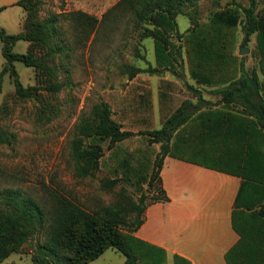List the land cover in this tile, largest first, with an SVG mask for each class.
<instances>
[{"label":"rangeland","instance_id":"374dc122","mask_svg":"<svg viewBox=\"0 0 264 264\" xmlns=\"http://www.w3.org/2000/svg\"><path fill=\"white\" fill-rule=\"evenodd\" d=\"M16 1L0 0V8L3 7L0 10V28H5L10 34L21 32L26 22L25 10ZM119 1L42 0L37 16L40 19L59 17L56 42L61 51L48 54L46 48L37 50L53 72L47 74L20 61L15 65L26 86L42 81L43 86L60 83L62 88L58 92L43 88L41 102L21 100L15 93L10 75H4L0 93V201L8 189H22L43 201L56 190L93 212L102 206L114 207L124 203L122 189H126L134 201L144 193L147 201L152 199L149 178H137L135 175L138 165H141L138 177H145L154 167L157 151L154 147L148 148L146 137H131L115 145L113 151L108 149V140L102 141L101 168L95 176L88 178L76 176L71 155L70 143L75 125L81 117L90 116L93 105L101 101H107L112 110L116 108L114 117L123 119L126 127H149L146 121L145 124L139 119L142 113H146L144 109L148 113L150 91L157 84L151 81L149 76L152 74L148 72L131 78L124 71V65L144 69L154 66V40H142L141 29H135L131 11L111 12ZM243 5L248 6L249 0H198L199 27L189 32V18L182 14L178 16L179 31L172 32L170 39L178 50H182V57L176 56L179 62L176 69L181 75L176 74L182 76V84L187 89L189 80L184 75L185 68L186 71L196 69L207 63V71H215L216 61L227 59L228 53L239 43L243 46L247 42L249 46L241 27L244 14L240 6ZM259 7L264 10V0H259ZM224 8H237L239 17H243L236 27L212 21L213 13ZM75 12H85L97 18L95 30L89 36L78 28L71 15ZM29 45L28 41L20 39L14 51L26 53ZM3 46L0 36V74L6 61ZM175 54L174 51L173 56ZM173 70H164L162 75L173 76ZM162 86L169 90L167 83H162ZM171 89L179 93L184 91L174 84ZM141 92L144 93L140 95ZM119 107L123 113L119 112ZM92 141L87 139V143ZM124 160L133 163V168L123 167ZM114 180H117L116 184H112ZM128 216L130 220L134 219V214ZM42 240L43 234L31 237L28 243L0 264H34L33 255ZM125 261L124 254L111 248L89 264H125ZM156 264L166 263L159 258Z\"/></svg>","mask_w":264,"mask_h":264},{"label":"trees","instance_id":"16d2710c","mask_svg":"<svg viewBox=\"0 0 264 264\" xmlns=\"http://www.w3.org/2000/svg\"><path fill=\"white\" fill-rule=\"evenodd\" d=\"M16 4L24 8L26 22L22 26V31L17 34H10L5 28H0V36L4 42L2 52L6 60L0 74V93L4 75L9 74L15 86V93L21 100L36 99L41 102L43 88L58 92L62 84L43 86L41 81L36 85L26 86L21 80L15 62H23L26 66L47 74L53 72L43 57L38 55L37 50L46 48L48 54L61 51L56 42L59 17L48 16L40 19L37 13L42 0H18ZM240 8L244 14L241 27L245 40H249L256 33L259 43L264 46V16L260 14L259 0H249L248 6L243 5ZM124 9L131 11L135 29H141L142 40L154 39L158 62L157 67L149 66L146 69L124 65V71L132 78L142 72L161 74L159 66L165 67L164 69L174 68L173 61H178L177 55L182 57V50H178L173 44L170 35L174 31L178 33L177 18L181 14L189 18L190 30L199 27L198 0H120L111 12ZM71 15L78 28L86 32L87 36L95 30L97 18L85 12H75ZM239 16L237 8H224L213 13L212 21L236 27L242 19ZM20 39L30 43L26 53L14 51L16 42ZM174 51L176 54L173 56ZM168 65H171V68ZM199 69V66L194 69L192 78L198 84L211 85L212 76L203 75ZM187 87L200 96L198 87L190 84ZM212 91L221 94L224 102L248 100L251 96V106L257 108L258 122L264 126V99L254 102L252 99L254 94L258 93L257 84L249 87L242 79ZM193 105L192 100L186 99L160 128L134 132L124 129L123 124L114 117V112L107 101L94 104L90 116L81 117L75 125L70 143L76 176L88 178L95 176L100 170L104 151L102 141L108 140V149L111 150L118 142L132 136L146 135L150 145L160 144V151L153 160L154 167L151 173L145 177H138L137 172H140L141 166L138 165L135 175L137 178H149L148 186L153 192L152 199L147 201V194L144 193L138 201H134L127 190L122 189L121 197L124 203L114 207L102 206L92 212L56 190L43 201L22 189H8L2 194L0 201V263L38 234H43V240L39 242L34 252V264H89L111 248L126 256L125 264L152 261L147 257L143 258L146 251L135 233L144 223L148 205L169 200L162 186L160 172L164 158L171 152L172 138L177 129L191 117V113L186 110ZM89 138L93 141L87 143ZM121 165L133 168V163L129 160H124ZM125 175L128 176V173ZM116 183L117 180L112 182ZM131 214H134L133 220L129 219L128 215ZM260 214L264 216V202ZM157 260L159 259L154 258V262ZM175 264H181L179 257L175 258Z\"/></svg>","mask_w":264,"mask_h":264},{"label":"crops","instance_id":"0c3cea01","mask_svg":"<svg viewBox=\"0 0 264 264\" xmlns=\"http://www.w3.org/2000/svg\"><path fill=\"white\" fill-rule=\"evenodd\" d=\"M259 9L264 16V10ZM189 28L187 32L192 31ZM249 42L248 53H241L239 43L227 59L216 61L215 71L208 72L207 63H202L199 70L212 76L211 85L198 84L192 78L194 69H184L200 96L182 84V76L176 74L179 62H173V76L162 75L170 69L159 66L162 73L149 76L157 84L150 91L151 106L139 119L149 127L130 129L123 119H117L124 129L134 132L158 129L184 100L194 103L186 110L191 117L172 138L171 152L160 172L169 200L148 205L144 223L135 233L146 251L143 258L151 259L150 264H156L154 258L175 264L176 257L181 264H264V216L260 214L264 126L258 122L257 108L251 106V96L224 102L221 94L212 91L243 79L249 87L257 84L253 102L264 99V46L256 33ZM162 83H167L168 91ZM172 84L184 91H174ZM118 110L123 113L121 107ZM132 137H146L148 148L154 147L156 155L160 151V144L150 145L146 135Z\"/></svg>","mask_w":264,"mask_h":264},{"label":"water","instance_id":"95a60500","mask_svg":"<svg viewBox=\"0 0 264 264\" xmlns=\"http://www.w3.org/2000/svg\"><path fill=\"white\" fill-rule=\"evenodd\" d=\"M249 52V49H248V47H247V42H245L244 44H243V46L241 47V53L242 54H246V53H248Z\"/></svg>","mask_w":264,"mask_h":264}]
</instances>
